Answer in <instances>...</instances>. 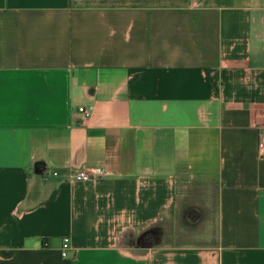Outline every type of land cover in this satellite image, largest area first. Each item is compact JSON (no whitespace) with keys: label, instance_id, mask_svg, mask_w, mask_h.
<instances>
[{"label":"crops","instance_id":"crops-1","mask_svg":"<svg viewBox=\"0 0 264 264\" xmlns=\"http://www.w3.org/2000/svg\"><path fill=\"white\" fill-rule=\"evenodd\" d=\"M263 132L264 0H0V264H264Z\"/></svg>","mask_w":264,"mask_h":264},{"label":"built area","instance_id":"built-area-1","mask_svg":"<svg viewBox=\"0 0 264 264\" xmlns=\"http://www.w3.org/2000/svg\"><path fill=\"white\" fill-rule=\"evenodd\" d=\"M78 112L80 115L83 116L85 120H89L92 118L94 114V107L93 106H88V107H79ZM259 153L264 156V132L261 136V141L259 145ZM57 175V173H55ZM74 178L77 181L81 182H91L94 180V175H92L89 171H78L74 174ZM73 244H72V239L70 237H65L63 239V244H62V249H61V255L64 259H69L71 253L73 252Z\"/></svg>","mask_w":264,"mask_h":264},{"label":"rangeland","instance_id":"rangeland-1","mask_svg":"<svg viewBox=\"0 0 264 264\" xmlns=\"http://www.w3.org/2000/svg\"><path fill=\"white\" fill-rule=\"evenodd\" d=\"M207 218L208 219H206V220H209L210 222H213V223H215V214L214 215H207ZM205 220V221H206ZM177 221H178V223L180 222V223H183L184 222V226H186V224H185V221H184V215H178L177 216ZM188 229V228H187ZM184 230V231H186L188 234L187 235H189L190 236V234H193L194 233V236H195V228H189L188 230ZM197 229L198 230H196V232H199L200 231V229L197 227ZM213 231V234L215 235V230L213 229L212 230ZM191 232H193V233H191ZM179 233H181L180 231H179V229H177V230H173L172 231V237H175V236H179ZM184 234V233H183Z\"/></svg>","mask_w":264,"mask_h":264}]
</instances>
